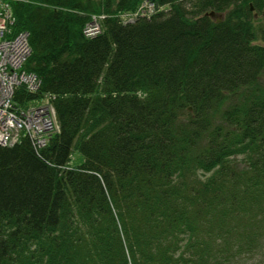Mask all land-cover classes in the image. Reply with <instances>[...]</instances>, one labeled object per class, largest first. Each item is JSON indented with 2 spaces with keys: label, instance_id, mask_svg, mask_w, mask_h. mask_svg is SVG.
Returning <instances> with one entry per match:
<instances>
[{
  "label": "trees",
  "instance_id": "obj_1",
  "mask_svg": "<svg viewBox=\"0 0 264 264\" xmlns=\"http://www.w3.org/2000/svg\"><path fill=\"white\" fill-rule=\"evenodd\" d=\"M249 2L264 9L11 2L39 80L13 104L52 95L58 127L0 145V264L264 263V22Z\"/></svg>",
  "mask_w": 264,
  "mask_h": 264
},
{
  "label": "built area",
  "instance_id": "obj_2",
  "mask_svg": "<svg viewBox=\"0 0 264 264\" xmlns=\"http://www.w3.org/2000/svg\"><path fill=\"white\" fill-rule=\"evenodd\" d=\"M14 1L25 0H0V145L14 142L19 133L23 132L29 135L34 146L40 147L45 144L48 135L57 129L58 124L50 94L45 93L25 106L13 104L12 95L18 84L25 85L28 90H35L39 84L33 72L22 68L30 48L26 31H12L15 16L11 2ZM152 8L150 1H144L136 11L149 13ZM130 15L132 13L126 17ZM99 17L101 15L90 16L82 28L85 35L91 36L99 31Z\"/></svg>",
  "mask_w": 264,
  "mask_h": 264
},
{
  "label": "rangeland",
  "instance_id": "obj_3",
  "mask_svg": "<svg viewBox=\"0 0 264 264\" xmlns=\"http://www.w3.org/2000/svg\"><path fill=\"white\" fill-rule=\"evenodd\" d=\"M254 11H256L255 16L253 15L254 22L259 21V23H263L264 22V9L263 8H255ZM258 41L264 42V40H260V39H258ZM252 264H253V262H252ZM262 264H264V263H262Z\"/></svg>",
  "mask_w": 264,
  "mask_h": 264
},
{
  "label": "water",
  "instance_id": "obj_4",
  "mask_svg": "<svg viewBox=\"0 0 264 264\" xmlns=\"http://www.w3.org/2000/svg\"><path fill=\"white\" fill-rule=\"evenodd\" d=\"M249 8L252 9L251 3L249 2ZM204 14H207L209 16H212L215 20H219L221 17V13H216L213 10L205 11Z\"/></svg>",
  "mask_w": 264,
  "mask_h": 264
},
{
  "label": "flooded vegetation",
  "instance_id": "obj_5",
  "mask_svg": "<svg viewBox=\"0 0 264 264\" xmlns=\"http://www.w3.org/2000/svg\"><path fill=\"white\" fill-rule=\"evenodd\" d=\"M250 10L252 11L253 15L255 16L256 11H254V8H252V9H250Z\"/></svg>",
  "mask_w": 264,
  "mask_h": 264
}]
</instances>
